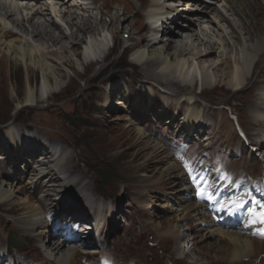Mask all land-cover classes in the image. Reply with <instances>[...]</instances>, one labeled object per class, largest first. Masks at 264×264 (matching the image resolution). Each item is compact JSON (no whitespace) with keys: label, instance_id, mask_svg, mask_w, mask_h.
Instances as JSON below:
<instances>
[{"label":"rangeland","instance_id":"1","mask_svg":"<svg viewBox=\"0 0 264 264\" xmlns=\"http://www.w3.org/2000/svg\"><path fill=\"white\" fill-rule=\"evenodd\" d=\"M76 1L73 4L80 3L78 2L79 0ZM86 1L88 2L89 0ZM92 1L97 4L92 7H100L101 14L97 10L91 11L89 8L86 9V11L88 10L87 14L84 9L82 12L79 10L78 12L76 9L73 10H76V13L79 14L78 21L82 17L90 16L92 21L102 22L103 27L95 29L93 39L90 40L88 38L90 35H86L85 44L87 45V42L89 44V42L95 40V42H102L105 47L104 52L102 55L97 54L94 61L101 60L103 56H106V59L103 63L94 62V65L86 70V75L83 79L75 78V69L61 65L62 58L68 59L72 63L86 62L84 56H82V53H84L83 46L79 49L81 56L76 57L71 53L67 40H63L62 44L69 51L63 52L60 49V45L54 47L41 39L37 41V44L43 52L45 50L47 53L53 52L52 61L56 67L62 68L63 76L60 77L59 74L53 75V82L55 83L54 94L47 99L49 93L44 94L40 91L41 75L36 72L34 76L36 81L33 84L36 87L37 100L40 101L33 105L20 106L16 109L15 98L19 102H23L27 89L24 69L19 66L17 69L9 70L7 64L0 65V148L3 147L2 143L8 147L4 150L2 149V151L0 149V154L6 153L7 155L5 161L0 160V175L3 174L9 178L18 175L17 172L15 173V164L18 159L13 156L15 152L12 144L9 143L12 141L7 137V133L21 130L23 135L27 137H31L34 134L41 138L52 137V140L65 142L66 144L62 142L54 143L52 146L56 157H59L62 150H64V157L71 155L72 159H74L75 155H77L74 162H77L78 166L87 172L85 180L87 181L90 194L83 199L85 203L98 204L103 201L100 196L104 195L97 192V186L100 187L99 190L102 192L113 193L108 203L110 209L116 207L119 211L118 225L113 221L114 224L111 225L107 224V222L105 224L104 222L101 223L102 238L99 239L98 248L90 247L93 248L91 249L92 252L80 254L74 264H85L87 262L97 264L100 255L112 257L116 264H183L175 260L179 256L174 254V238L167 239L166 242V237L162 235V232L168 226L165 221H170V226H173V229L176 227L177 234L185 236L182 240L184 241L182 249L184 248L185 252L198 247L204 248L207 245L211 246V249L215 251L217 250L215 246L217 243L207 240L204 228H202L203 225L200 228H196L194 226L195 221L183 220L182 209L179 208L175 200V191L184 187V184L175 185L176 187L169 188V190L163 192L156 190V188L162 189L161 182H163L162 185L164 187H171L169 184L171 180L168 181V178L162 179L161 174H159L161 170L158 171L156 169L160 166L156 163L160 155L159 157L150 158L147 156L143 157V155L134 156L135 150L131 148L132 144L127 139L132 136L130 129L134 128L133 126L135 125L131 119H124V116L127 109L131 111L136 109L135 104L138 99L140 101L139 104L143 107L146 103L145 98L149 96L150 90L152 93L155 92L156 94L152 96L157 99L158 107L155 110L157 113L161 112V107L164 105L165 112L163 115L165 117L156 122L152 115H149L148 121H138V126L142 129L146 128L148 138L160 144L166 152L165 156L173 157L172 150L178 145L177 139L180 135L177 127L183 124L184 115L192 109L188 106H181L182 110H179V105L177 104L179 99L176 100L169 97V92L173 95L187 92L193 93V98L200 101L201 106L199 109H202L203 116H209L208 121L201 120V123L207 122L209 124L206 126L208 130H205L206 133L203 134V137H201V134L198 136L200 138L198 140L192 137L188 141L189 146H184L189 154L188 156L198 157L196 155H200L205 162L215 161L219 167L222 164H226L234 172L235 176L249 174L255 180L264 179V125H250L247 116L248 112L244 106H239V100L247 98L248 101H251L254 97L252 106L263 107L259 120L264 121V96L261 95V89L256 96L254 95L257 88L256 85L264 81V57L261 56L259 61L257 60L256 62L255 73L259 74L260 78L253 77L248 80L241 67V52L237 46L239 40L246 46L247 35L239 27V23L242 22L241 24H244L245 21L243 17L233 15L228 11L226 2L221 0H166L162 3L164 5H160H162V8L176 10L178 17L175 22L182 31L176 32L175 25H172L168 27L169 29L174 28L172 32L176 35H160L159 39L163 40L160 46L162 44L166 45L163 49L164 54L173 62L177 60L180 51L178 50L180 49L179 47L183 46L192 51V56L186 55L184 57L186 66L181 77L173 76V74L164 77L166 80L174 77L177 82L182 81L185 83V85L173 87L164 83L161 77L150 76L149 78L146 72L132 62L131 56L137 43L147 47L150 45L148 44L150 42L145 41L147 39L150 40L149 37L152 34V24L147 18L150 15L149 11L153 9L147 6L150 0H126L130 5H119L117 0H109L108 3L105 1L104 4L99 3V0ZM251 1L262 2V0ZM251 1H245L244 3L249 7L250 11L256 12V10H260L262 15L248 17V20L252 24L257 18L256 23H258L257 26L259 27L264 21V5L261 3L258 8H255L250 4L252 3ZM47 4L50 10L52 7L56 8V13L54 14L56 16L54 17L62 20V12H65L62 9L65 10V8L62 7L61 9V4ZM107 4L110 9H106ZM199 4L202 7H208L210 11L213 8L216 9L222 17L228 20V24L212 16L213 13L208 14V19L211 18L214 21L212 24H207L205 20L202 22L201 20L196 21L199 18L195 16L197 12L195 8ZM66 6H69V4ZM126 8L129 9L126 10ZM140 11L142 16L139 14ZM136 13L139 14V17ZM113 17H118L122 26L119 27V24L112 26L111 19ZM58 20L56 21L58 22ZM191 20L196 21L194 28L185 30V25ZM58 23L60 24V22ZM128 24L133 25L132 29H130ZM246 27L248 28V25ZM140 28L141 34L139 35L135 30ZM253 29L257 31L255 26H253ZM191 34L198 35L202 42L193 40L190 36ZM220 37L226 42L224 47L219 45ZM169 46H175V48ZM210 47L212 50L210 49L209 51L208 48ZM43 48L46 49L44 50ZM157 48L160 47L154 45L153 49ZM151 50L149 48V51ZM196 52L198 53L197 55L194 54ZM224 60H227L232 65L234 64L241 71L242 82H240L238 90H233L230 78H223L224 74L230 75L231 71V68L222 63ZM199 62H203L204 65L199 64ZM73 77L75 80L69 84L70 78ZM204 78H206L208 84L205 87L201 85ZM147 82L152 87H149ZM115 86H119L122 90L125 89L124 92L126 90L129 92V104L124 106L123 109L115 104V107H107L104 101L105 95L109 91L112 94L114 93ZM133 100L134 103L131 104ZM188 103L193 105V100ZM140 105H138V108ZM204 109L209 110L210 113L206 114ZM139 111L136 113L131 112L133 115H129L130 118L134 121H137L140 117L145 118L142 115V111ZM203 119L205 118L203 117ZM127 121L132 124L130 127L126 126ZM236 125L246 136L245 140L240 138ZM26 128H29L30 131H27ZM206 138H209V140L206 141ZM19 143L21 144V142ZM23 144H25L23 145L24 147L31 146V142ZM259 145L261 146L260 150ZM177 147L179 148V146ZM40 153H42V150H40ZM162 153L160 152L161 155H163ZM30 155L34 158L38 156V154ZM188 156H185V158ZM193 160H197V158ZM185 161L186 159H183L181 162ZM132 166L137 169H133ZM174 176L175 174H171L170 179L174 178ZM147 177L155 180L151 183L156 184V186L151 188L149 183L143 182V179ZM25 181L26 179L18 185L24 184ZM1 183L3 186L2 190L18 187V185L7 181L5 177L0 180ZM32 184L24 189L23 195L16 194L13 199L0 201V264H30L32 262L36 264H67L66 261L60 263L47 261L48 259L43 255H39L34 248V243L36 244L39 241L37 239V235L40 234L39 230L29 229L28 224L24 225L25 223L19 221V218L25 214L23 213L25 206L20 203L24 198H28L31 203L35 202L37 204L36 199H32L34 198L32 195ZM146 194L148 199H144V201L143 199H137ZM64 199L67 203L75 204L80 209L84 208L80 196L74 191H67L64 194ZM182 205L187 206V203ZM39 206L41 207L42 205L39 203ZM94 206L96 205H91V208ZM47 212L51 211L46 209ZM82 214L80 216H85V214L92 215V211L88 210ZM46 218V223L49 220L52 222L51 214L46 215ZM145 224L149 227L147 232L143 231V225ZM198 230L201 231L197 233ZM10 231H14L28 239V245L22 246L20 252L7 251V234ZM202 237H204V240L201 243H197ZM49 245L51 247L53 242H50ZM222 245L225 249L229 248L226 244ZM71 250L70 247L66 248V246L62 248L63 252ZM80 250L83 249L81 248ZM77 251L79 250L77 249ZM191 254L192 264H213L212 256H210L213 255L212 253L207 254L208 258L197 255V253L191 252ZM263 256L264 254H260L251 259L245 258L237 264H250V262L264 264ZM186 264L190 263L186 262Z\"/></svg>","mask_w":264,"mask_h":264},{"label":"bare ground","instance_id":"2","mask_svg":"<svg viewBox=\"0 0 264 264\" xmlns=\"http://www.w3.org/2000/svg\"><path fill=\"white\" fill-rule=\"evenodd\" d=\"M75 1L76 0H40V1L39 0H0V65L7 64L8 66L7 65L6 66L7 68H9V70L17 69L20 66L24 69L25 77H26V85H27L26 93L23 102H19L18 99L15 98L16 109L19 108L20 106H30L40 101L37 100L38 98L36 95V89H35L36 87L33 84L36 81L34 80L35 78L34 76L36 72H39L41 75L40 91L44 94L49 93L47 99L51 98L54 94L53 90L55 83L53 82V75L59 74L60 77L63 76L62 68L56 67V65H54V62L52 61V57L54 56L53 52L47 53V51L45 50L46 48L45 49L43 48L45 50V52H43L42 49H40V46L37 44V41H40L41 39L45 40V42L50 43L54 47L60 45L61 46L60 49L63 52H67L70 49L71 53H73L76 57H78L79 55L81 56V51H79V49L80 47L83 46L84 53H82L83 54L82 56H84V60L86 62L72 63L68 59H64V58L61 59L62 66H67L75 69V78L83 79L84 76L86 75V70L88 68H91L94 65V62L103 63L105 61L106 56H103V58L100 57L102 58L101 60L94 61V58H96L97 54L102 55L104 52L105 47L103 46L102 42L99 41L95 42L96 41L95 40L89 42V44L87 42L88 46L85 44L87 37L86 35L88 36L90 35L88 37L90 40L93 39V37L95 36L94 34L95 29H98L99 27H103L102 22L101 21L98 22L96 20L92 21V17L90 16L82 17L81 20L78 21L79 14L76 13V10L82 12L84 9L85 13L87 14L88 10L86 11V9L89 8L91 11L97 10L101 14L100 7L93 8L92 6L97 4L92 0H89L88 2L86 0H79L78 2L80 3L73 4ZM105 1H107V3L109 2V0H99L98 2L104 4ZM165 1L166 0L148 1L149 3L147 6L153 8L149 11L150 15L147 17L152 24L151 27L152 34H150L149 37L150 40L147 39L145 41L150 42L148 43L150 45L147 47V46H141V43H137L135 45V51L131 57H132V62L135 65H138L144 72H146L149 78L150 76H156L159 78L161 77V79L163 78L164 83L176 87V86L185 85V83L182 81L177 82L174 77H172L170 80L168 79L166 80L164 77L167 75L169 76L171 74H173V76L181 77L184 68L186 66L184 57L186 55L192 56V51L191 49L183 46L179 47L180 49L178 50L180 51L177 60H174L173 62H171L168 59V56L164 54L163 49L166 47V45L162 44L160 46L161 41L163 42L162 39H159L160 35L161 36L176 35L174 32H172L174 31V28L169 29V27L172 25H175L176 32L182 31L180 30L181 28H179L180 26L178 27V24L175 22V19L178 17V15L176 14V10L174 11L172 10V8L170 9L162 8V5H164L162 3H164ZM221 1L226 2V4L228 5V11H230L233 15H238L243 17L245 21L244 24H241L242 22L239 23V27L241 31L247 35L246 46L242 44L240 40L237 43V46L240 48V52H241V63H242L241 67L242 70L244 71L242 72L246 75V78L248 80L252 79L253 77L260 78V75L255 73V71H256L257 60L259 61L261 56L264 57V21L261 23V26L258 27L257 26L258 23H256L258 19L256 18L254 22L251 24L248 20V17H255L256 15H262V13L260 12V10H256V12L249 10V7L244 2L251 0H221ZM251 2L252 3L250 4L255 8H258L261 5V3H263L264 5V0H262L261 3H258L259 1L258 2L251 1ZM44 3L46 4L44 5ZM47 3L51 5L53 3L61 4L60 6L61 9L62 7L65 8V10L62 9V11H65L62 12L63 13L62 20L60 19L58 20L57 17H54L56 16L54 15L56 13L55 12L56 8L55 7L53 8L51 6L52 9L50 10ZM71 3L72 5L70 6ZM68 4L69 6H66ZM117 4L130 5L128 2H126V0H117ZM196 8L195 11L197 12L195 16L199 18L196 21L201 20L202 22L203 20H205L207 24H212L214 23V21L211 18L208 19V14L213 13L212 16H214L217 19L219 18L223 23L228 24V20L222 17V15H220L218 11H216V9L214 8L211 9L212 11L211 12L208 7H202L200 4L197 5ZM106 9H110L108 4ZM127 9L129 8H126V10ZM136 14L138 15V17L139 14H141L142 16L141 11L139 12V14L138 13ZM56 20H58L60 24ZM196 21L194 22L191 20V22H187V24L185 25L186 27L185 30L194 28ZM111 24L112 26L116 24H119V27L122 26L121 21L120 19H118V17H113L111 19ZM246 25H248V28L246 27ZM128 26L130 27V29H132L133 25L128 24ZM253 26L257 28V31L253 29ZM140 30L141 28L135 30V32L140 35L141 34ZM190 36L192 37L193 40L202 42L199 39L198 35L191 34ZM63 40L68 41L69 49L66 46H64V44H62ZM218 42H220L219 44L220 46L223 45L224 47L226 45V42L222 40V37L219 38ZM154 45H157L160 48L153 49ZM169 47L175 48V46H169ZM149 48H151L152 50L149 51ZM208 49L209 51L210 49L212 50L211 47ZM198 53L200 52L198 51ZM198 53L196 52L194 54L197 55ZM196 55L193 56L195 57ZM222 63H224L225 66L231 68L230 75L224 74L223 78L226 79L230 78V82L233 90H238L241 84L240 82H242L241 71H239V69L234 64L233 65L230 64L227 60L222 61ZM199 64L204 65L203 62H199ZM75 78L74 77L70 78L69 84L72 83L75 80ZM201 85L203 87L208 85L206 78L203 79ZM148 86L152 87L151 85ZM256 86L257 88L258 87L259 88L255 89L254 95L256 96V94L259 93L258 91L261 89L262 92L261 95L264 96V81H262ZM115 87L116 88H114L115 90L114 93L112 94V92L109 91L105 95L104 101L107 107L108 106L115 107L114 106L115 104L118 107H121V109H123L124 106L129 104L128 101L129 92L128 90H126L127 93L124 92L125 89L122 90L119 88V86H115ZM154 94L156 93L155 92L152 93V91L150 90L149 96L145 98L146 103L143 105V107H141V105L139 104L140 102L139 99L136 101L135 104L136 109L131 111L128 110L126 107L127 112L124 116V119L126 120L131 119V121L135 126L139 125L138 121L140 122L141 121L144 122V120L148 121V118L150 117L149 115H152V118H154L155 119L154 121L156 122L163 119L165 117V115H163L165 112L164 105L161 107L162 109L161 112L157 113L155 110V108L158 107L157 99L155 97H152ZM192 95L194 94L189 92L178 95H173L169 92V97L176 100L179 99V102L177 103L179 105L178 106L179 110H182L181 106H188L191 107L192 109L191 111L187 112L184 115L182 119L183 124L177 127L178 133L180 134L181 138L186 139V141L187 139L188 140L192 139V137L199 138L198 136H200V134L202 135L201 137H203V134L206 133L205 130H208L206 129V126L209 124L207 122L201 123V120L208 121L209 116H205V115L203 116L202 109H199V107L201 106L200 101L194 99ZM253 99L254 97L251 99V101H248L247 98L241 99L239 100L240 103L239 106L240 107L244 106L245 110L248 112L247 116L250 125L262 126L264 125V121L262 122L261 120H259V115L260 113H262L263 107L261 106L258 107L254 105L252 106ZM192 100H193V105H189L188 102H191ZM133 103L134 100L131 101V104ZM138 105H140L139 108ZM138 111L139 112L142 111V115L145 118L140 117L137 119V121H134L132 118H130V116L133 115L131 112L136 113ZM204 112L206 114L210 113L209 110H205ZM203 117L205 119H203ZM131 125L132 124L127 121L126 126L130 127ZM135 126H133L134 128L130 129V131L132 132V136H130L127 139L132 144L131 148L135 150L134 156L139 157L143 155V157L147 156L148 158H150V157H159L160 155V158H158V160L156 161V163L160 166H158L156 169L158 171L161 170L159 174H161L162 179L168 178V181L171 180V182L169 183L171 187L170 186L164 187L162 185L163 182H161L162 189L156 188V190H160L163 192L165 190H169V188L176 187L175 185L184 184V187L176 189L175 191L176 193L175 200L177 202V205H179V208L182 209L183 220L187 221L188 219L189 221L190 220L195 221L196 223L194 226L196 228H200L201 225H205L206 227L205 237L207 238V240L209 239L210 241H213L215 244L217 243V245H215L217 250L215 251L211 249V246L207 245L204 246V248L198 247L197 249H193L185 252L184 248L181 249L182 247H180V246L184 247V244L182 243L184 241L182 240L184 239L185 236L177 234L176 227L173 229V226L172 227L170 226V221H165V223H167L168 226L162 232L163 233L162 235L166 237V242L167 239L170 238L175 239V242H173V245L175 246L174 252L176 253L175 255L177 256L182 255V259H181L182 262L186 263L193 261L191 252L197 253V255H202L204 258H208L207 254L212 253L213 255L210 256H212L213 264H226V263L237 264L244 258H252L257 255L264 254L263 242L257 241L255 239H251L235 231L224 230L221 227L212 224L208 216H206V213L203 211L201 205L194 203L192 201L191 203L190 202L188 203L189 201L188 197L191 196V189L187 186V180L185 178L183 170L173 160H171V157L169 155L165 156L166 152L162 149L160 144L157 143V141L150 140L148 138L147 135L148 132L146 131V128L142 129L139 126L138 127ZM26 130L30 131L29 128H26ZM22 132L23 131L21 130H16L15 132L9 131L7 133L8 135L7 137L9 138L10 141H12L10 142V144H12L13 150L15 152V157L18 159V161L15 164V173L17 172L18 175L9 178L1 173L2 175H0V180L4 179L5 177L7 181H10L14 185H18L19 183H22L24 179H26V181L24 184L18 185L17 188L13 187V189L10 190H2L3 186L1 183L0 201H7L9 199H13L16 194L23 195L24 189L33 183L32 195L34 196V198L32 197L31 198L36 199L37 204L35 202L31 203L28 198H24L20 203L21 205L25 206L24 209L25 211L23 212L25 214H23V216L19 218V221L21 223H25L24 225L28 224L29 229L32 230L37 229L41 231L40 234L38 235L41 239L39 240V242H36V244L34 243V248L39 255H43L46 259H48L47 261H53V262L57 261L58 263L67 261L68 264H74L76 263L75 262L76 258L79 257L80 254L86 252L89 247L95 245L94 241L91 240L89 236L91 234L86 232L88 228L84 227L83 230H80L79 231L80 235L77 236L76 241H73L71 237L68 238L67 236H61L60 233L50 231L49 230L50 227L48 223H46L47 221L45 220L46 215L51 214L52 221L53 219H55V221L58 220L57 222L59 226L62 227L65 226L66 220L68 219L75 220L74 217L77 216L76 214L77 211L80 214L82 213V211L83 213H85L89 210L92 211V215L94 216L95 221H97V225L99 220H101V222L104 221L107 223L113 221L115 222L116 225H118L117 219L119 217V211L117 210L116 207L110 209L108 203V201L111 200L113 193L107 191L102 192L101 190H99L100 187L97 186V190L99 191V193L101 195H104V196H100V198L103 201L99 202L98 204H89L88 202L85 203V200L83 199H85L90 194L87 181L85 180V176L87 172L84 171L82 168H80L77 162H74V159L76 158L77 155H75L74 159H72L71 155L64 157L63 156L64 150H62L59 157H56L53 153L52 146L54 145V143H61V142L65 143V142L59 140H52L53 139L52 137L41 138L34 134L31 136L32 139L30 144L31 148L30 149L28 147L25 148L23 146L25 144L23 143H28L30 141L29 140L30 138H27V136L23 135ZM241 133L242 135L244 134L242 131ZM243 136L246 137L245 135ZM208 140L209 138H206V141ZM18 142H21V144L20 143L18 144ZM2 144L3 147L0 148L1 151L2 149L4 150L5 148H8L4 143ZM260 147L261 146H259V150ZM40 150H42V153H40ZM160 152H163L162 153L163 155H161ZM30 154L33 155L38 154V156L37 158H34ZM4 155H6V153ZM5 157H7V155ZM5 157L0 154V160H3ZM16 165L18 166L16 167ZM136 167H133V169H137ZM171 174H175L174 178L172 179H170ZM152 181L155 180H153L150 177L143 179V182L149 183V185H151L150 186L151 188L153 186H156V184L154 185L151 183ZM67 191L76 192L81 197L80 200L82 201L85 209L84 208L80 209V207H78L75 204L73 205L67 203L65 200L66 198L64 199V194H66ZM137 199H143L144 201V199H148V195L147 194L145 196L142 195L141 198H137ZM39 203L42 205L41 207L39 206ZM186 203L187 206L182 205ZM91 205H96V206L91 208ZM46 209L50 210L51 212L46 213ZM83 221H86V217H80L78 218V220L74 222L77 223ZM148 230L149 227H147V224L143 225V231L147 232ZM200 231L198 230L197 233H199ZM83 234L86 235L84 236ZM51 238L53 239L49 240ZM203 240L204 237L198 240L197 243H201ZM50 242H53V245H51V247H49ZM221 243L228 245L229 248L227 249L223 248V245ZM64 246H66V248L70 247V249L72 250L69 252L67 251L63 252L62 248ZM76 248L80 251V253L79 251H77ZM81 248L83 250H80Z\"/></svg>","mask_w":264,"mask_h":264},{"label":"snow or ice","instance_id":"3","mask_svg":"<svg viewBox=\"0 0 264 264\" xmlns=\"http://www.w3.org/2000/svg\"><path fill=\"white\" fill-rule=\"evenodd\" d=\"M185 168H187V165H185ZM191 179H196V177H190ZM200 194H203V190L200 191ZM244 207V204L241 203L238 200H233L231 201L230 204L228 205H221L219 208H217V211H225L226 209L228 210H239ZM231 214V211L229 212ZM249 216L252 218L250 223L245 225L246 227H251L256 224H260L264 226V211L261 212H256L254 209H249ZM258 234L261 238H264V227H261V230L259 233H254Z\"/></svg>","mask_w":264,"mask_h":264},{"label":"trees","instance_id":"4","mask_svg":"<svg viewBox=\"0 0 264 264\" xmlns=\"http://www.w3.org/2000/svg\"><path fill=\"white\" fill-rule=\"evenodd\" d=\"M21 241V239L19 237H17L16 233L14 232H10L8 234V243L9 245H11L12 247L18 249L19 247V242Z\"/></svg>","mask_w":264,"mask_h":264}]
</instances>
